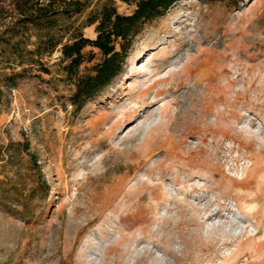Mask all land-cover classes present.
Masks as SVG:
<instances>
[{
    "label": "rangeland",
    "instance_id": "rangeland-1",
    "mask_svg": "<svg viewBox=\"0 0 264 264\" xmlns=\"http://www.w3.org/2000/svg\"><path fill=\"white\" fill-rule=\"evenodd\" d=\"M82 1L61 24L91 38V11L135 8ZM14 2L0 0V31L19 16ZM85 52L75 75L60 46L30 64L0 57V264H264V0L176 1L77 106L78 78L102 59ZM196 64L212 67L210 88L196 84ZM144 98L157 101L126 120ZM188 107L197 124L184 135L175 129ZM110 178L123 182L104 207H86Z\"/></svg>",
    "mask_w": 264,
    "mask_h": 264
},
{
    "label": "trees",
    "instance_id": "trees-1",
    "mask_svg": "<svg viewBox=\"0 0 264 264\" xmlns=\"http://www.w3.org/2000/svg\"><path fill=\"white\" fill-rule=\"evenodd\" d=\"M125 1L135 4L131 13H121L107 2L89 13L88 23L96 24V36L91 38L73 22L61 24L62 18L72 21L80 15L87 7L86 1L63 0L57 4V0H15L19 16L0 31L1 60L30 64L41 61L43 55L60 46L68 73L75 75L85 61V48H97L102 59L93 73L78 78L72 96L73 104L81 106L122 71L134 38L144 24L164 15L178 0ZM25 71L26 67L13 75L23 76Z\"/></svg>",
    "mask_w": 264,
    "mask_h": 264
},
{
    "label": "bare ground",
    "instance_id": "bare-ground-1",
    "mask_svg": "<svg viewBox=\"0 0 264 264\" xmlns=\"http://www.w3.org/2000/svg\"><path fill=\"white\" fill-rule=\"evenodd\" d=\"M200 63V62H199ZM183 68L185 70H192L191 67L187 66L186 64L183 66ZM195 69L199 70L201 72L200 76L196 78V84L197 85H200V82L201 80H206V85H205V88H210V82L215 78V75L213 73V70H212V67L209 65V64H196V67ZM225 70V69H223ZM135 72V71H134ZM134 72H132V74H135ZM171 76V74L165 76V77H161L159 80L160 81H163L165 82L169 77ZM155 83V82H154ZM154 83H152L149 87L141 90V94H144L145 92H148L150 90L151 87H153ZM163 90V89H162ZM161 89L157 90V92L159 91H162ZM183 94V93H182ZM156 98V97H155ZM153 98L152 100H147L146 98H144L142 101H140V104L133 107V109H131V111L129 112L128 114V117L126 120H129V121H132V120H136L137 117L140 115V112L138 113V110L141 109V111L143 112H147L148 108H150V106H152L156 101L157 99ZM192 107H188V111L186 112H183L184 114V120L182 122V126H179L177 127L175 130L176 131H180L182 134H184V132H187V130H189L190 128L192 127H195L196 126V121L194 122L192 119H191V111H193V109H191ZM195 111V110H194ZM193 111V112H194ZM182 113V111H181ZM148 117L149 118H152V115H153V112H149L148 113ZM193 116V115H192ZM111 118V116H107L103 121L102 123L105 124L108 119ZM181 117L179 116V113L176 115L175 117V122L177 120H181L180 119ZM178 123V122H177ZM147 127V126H146ZM167 128V127H166ZM171 128V127H170ZM173 128V127H172ZM101 129V128H100ZM146 130V129H145ZM174 128L171 130V134L169 136L166 137L165 141L164 142H167L170 146H174L175 142H174V138H173V131H175ZM191 130V129H190ZM193 130V129H192ZM96 132V131H95ZM191 133V131H190ZM185 135V134H184ZM96 139H99V138H96ZM96 143V142H95ZM114 153V152H113ZM110 156H113L112 153L110 154ZM105 162V161H104ZM71 164V163H70ZM69 164V166H70ZM72 165V164H71ZM116 166V165H115ZM73 168V167H72ZM112 170V168H110ZM114 170H115V167H114ZM125 176V175H124ZM192 177V176H191ZM190 177V178H191ZM111 179V178H110ZM108 179L110 183H107L106 184V188L104 190H100L98 191V189H101L103 188L102 187V184H96V186L94 187L96 189V191L94 193H91V199H90V202L88 204V206L86 207H90V209L92 211H96V210H100L104 207V202H103V197L106 196V195H109L111 192H113V190H115L117 188L118 185L122 184L123 180L121 181H116V179ZM101 181V180H100ZM107 182V181H106ZM119 187V186H118ZM117 192V191H116ZM90 197V196H89ZM175 198V197H173ZM221 212V209L215 211V212H211L209 214V217H212L213 215L215 214H218ZM222 214V213H221ZM231 225H236L238 223H240V221H230Z\"/></svg>",
    "mask_w": 264,
    "mask_h": 264
}]
</instances>
